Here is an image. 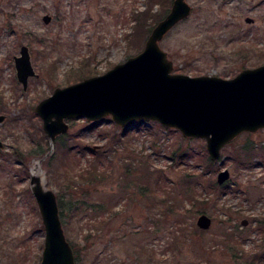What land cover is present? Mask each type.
<instances>
[{
	"label": "rangeland",
	"instance_id": "obj_1",
	"mask_svg": "<svg viewBox=\"0 0 264 264\" xmlns=\"http://www.w3.org/2000/svg\"><path fill=\"white\" fill-rule=\"evenodd\" d=\"M187 1L191 15L160 42L175 73L233 78L264 64V0ZM151 4L159 10L155 0H0V264L42 260L46 231L32 175L64 202L62 224L78 264H247L264 253V128L226 144L208 171L205 140L158 122H134L125 132L110 116L72 118L55 142L43 129L35 109L56 88L144 49L128 35L134 14ZM23 46L36 72L27 89L15 64ZM179 147L192 155L174 158ZM226 169L230 178L219 184ZM88 171L99 179L83 181ZM187 174L201 177L192 193ZM83 200L88 208L77 209ZM202 214L212 219L209 229L197 224ZM227 235L240 244V258L222 243Z\"/></svg>",
	"mask_w": 264,
	"mask_h": 264
},
{
	"label": "water",
	"instance_id": "obj_2",
	"mask_svg": "<svg viewBox=\"0 0 264 264\" xmlns=\"http://www.w3.org/2000/svg\"><path fill=\"white\" fill-rule=\"evenodd\" d=\"M192 10L187 0H173L140 53L104 74L58 87L42 100L35 110L48 138L55 142L57 136L66 134L67 120L72 118L96 122L110 116L121 127L154 121L179 130L185 137L205 140L209 158L216 161L222 148L237 136L264 128V64L246 68L233 78L174 72V62L160 42ZM44 20L49 22L51 17ZM15 64L18 80L27 89L29 78L36 72L26 46L20 56H15ZM4 120L0 115V123ZM229 178L228 169L221 171L218 183L224 184ZM31 184L46 231L40 264H77L64 232L56 193L36 175H32ZM197 224L209 229L212 219L202 214Z\"/></svg>",
	"mask_w": 264,
	"mask_h": 264
},
{
	"label": "trees",
	"instance_id": "obj_3",
	"mask_svg": "<svg viewBox=\"0 0 264 264\" xmlns=\"http://www.w3.org/2000/svg\"><path fill=\"white\" fill-rule=\"evenodd\" d=\"M155 2L157 4H159V10L154 11V4H151L149 7H147L145 10L141 11V12H136L134 14L135 19H137V24H136V29L134 31V33H130L128 35V40H129V44H137L140 46L144 45L146 42V39L148 37V35L151 33L152 29L154 28L155 24L160 21L162 18H164L167 13L169 12L171 5H172V0H155ZM85 65V64H84ZM82 72H83V68H81ZM144 123V122H143ZM131 126V125H130ZM125 127V132L129 129V127ZM116 136H113V138ZM123 137V139H122ZM120 141L124 140L125 138V133L124 135H122ZM58 146L60 148V150H62V152L66 149V151H70L69 149H67L63 143H58ZM193 150L192 148H188L187 150H183L180 147L178 149H176L173 152V157H179L181 158H186L188 159L190 155H192ZM248 154V153H247ZM65 155V154H64ZM69 156L68 153H66L65 156H63V159H65V162L68 160ZM201 162L204 165V170L208 171L210 167V165L212 164V160L209 158L207 152H205L201 158ZM246 165L248 163H250V157L248 159V157H246L245 162ZM129 164V163H128ZM133 165L132 163H130L129 166ZM204 173V172H203ZM85 176H82L83 181H85L86 183H90V182H95L99 179L98 176V172H91L88 171L85 174H82ZM203 175V174H202ZM201 175V176H202ZM201 177L198 176H193V174H187L185 177V182L184 184H186L187 186L185 187V190L187 193H192L193 192V186L194 183L198 182L199 179ZM210 186L213 187H217L216 183L213 182H209ZM143 191V188L141 189ZM88 191V190H86ZM148 192V191H147ZM71 203V201H69ZM68 202V203H69ZM58 203H59V207H60V215H61V219H64V202L60 199H58ZM86 202L85 200L78 202L76 205V208H84L87 209L88 207H86ZM89 206V205H88ZM65 221V220H64ZM196 232H202L201 229L196 228L195 230ZM222 243L225 245V247L227 248L228 251L232 252L235 256H238L239 253L241 252V247L240 244H238L237 242H235L233 240V237L230 235H227L223 240ZM264 253H254L253 257L250 258V260L247 262V264H256V262H258L262 257H263ZM238 258H240L238 256Z\"/></svg>",
	"mask_w": 264,
	"mask_h": 264
},
{
	"label": "bare ground",
	"instance_id": "obj_4",
	"mask_svg": "<svg viewBox=\"0 0 264 264\" xmlns=\"http://www.w3.org/2000/svg\"><path fill=\"white\" fill-rule=\"evenodd\" d=\"M33 173L34 174H40V171H38V169H37V171H33Z\"/></svg>",
	"mask_w": 264,
	"mask_h": 264
}]
</instances>
